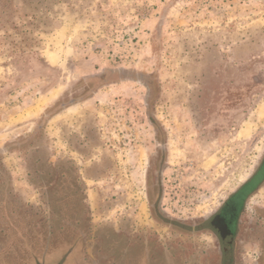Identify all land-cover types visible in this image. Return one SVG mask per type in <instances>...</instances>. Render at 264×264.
Listing matches in <instances>:
<instances>
[{
    "label": "rangeland",
    "instance_id": "obj_1",
    "mask_svg": "<svg viewBox=\"0 0 264 264\" xmlns=\"http://www.w3.org/2000/svg\"><path fill=\"white\" fill-rule=\"evenodd\" d=\"M149 113L162 207L192 224L264 148V0H0V264H202L206 234L150 219Z\"/></svg>",
    "mask_w": 264,
    "mask_h": 264
},
{
    "label": "flooded vegetation",
    "instance_id": "obj_2",
    "mask_svg": "<svg viewBox=\"0 0 264 264\" xmlns=\"http://www.w3.org/2000/svg\"><path fill=\"white\" fill-rule=\"evenodd\" d=\"M118 82L104 84L102 87ZM146 86L148 91L146 105L149 107L154 87L152 83L146 84ZM61 106L46 111L42 116L43 123L70 105L66 104L63 108ZM146 117L150 122V127L154 129V142L156 143L154 151H149V154L144 157L147 168L145 195L150 219L166 228L172 230L177 228L184 235L206 234L210 246L204 251L202 264H264V148L252 172L234 190L228 193L209 215L196 219V222L192 224L184 223L179 221L177 217L167 215L161 203L164 197L161 198L159 178L169 163L167 155L168 131H161L158 124L154 122L151 113L147 114ZM139 163L140 158L136 154L134 166ZM68 168L72 170V167L69 166ZM54 171L48 174V180L54 177L59 180H67L69 176L72 177V174L67 173L68 169L60 170L59 175H53ZM83 237V232L77 231L74 234L73 243L79 242L81 244ZM73 243L67 249V255L73 252V247L71 248ZM130 253L131 251H129ZM142 253L138 249L133 251L132 257L129 255V261L133 260L134 264H148L147 252ZM67 255H65L66 258ZM156 258L157 263L154 264H168L164 255L162 262H159L158 257ZM125 259L124 256L123 259L121 258L122 261ZM173 260L176 264L180 263V259H174V256Z\"/></svg>",
    "mask_w": 264,
    "mask_h": 264
},
{
    "label": "bare ground",
    "instance_id": "obj_3",
    "mask_svg": "<svg viewBox=\"0 0 264 264\" xmlns=\"http://www.w3.org/2000/svg\"><path fill=\"white\" fill-rule=\"evenodd\" d=\"M42 105H43V103H42ZM39 110H41L40 105L37 107V109L35 111L38 112Z\"/></svg>",
    "mask_w": 264,
    "mask_h": 264
}]
</instances>
